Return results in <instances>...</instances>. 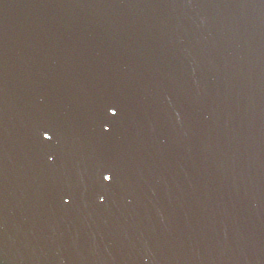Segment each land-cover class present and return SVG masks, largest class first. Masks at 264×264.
Here are the masks:
<instances>
[{
    "label": "water",
    "instance_id": "water-1",
    "mask_svg": "<svg viewBox=\"0 0 264 264\" xmlns=\"http://www.w3.org/2000/svg\"><path fill=\"white\" fill-rule=\"evenodd\" d=\"M0 264H264V0H0Z\"/></svg>",
    "mask_w": 264,
    "mask_h": 264
},
{
    "label": "snow or ice",
    "instance_id": "snow-or-ice-1",
    "mask_svg": "<svg viewBox=\"0 0 264 264\" xmlns=\"http://www.w3.org/2000/svg\"><path fill=\"white\" fill-rule=\"evenodd\" d=\"M107 178V180H111L112 177L111 176H106L105 179Z\"/></svg>",
    "mask_w": 264,
    "mask_h": 264
}]
</instances>
